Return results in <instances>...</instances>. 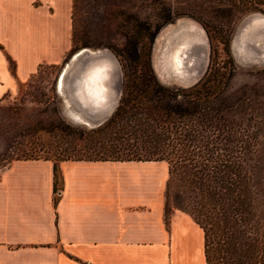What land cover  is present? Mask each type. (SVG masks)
Returning a JSON list of instances; mask_svg holds the SVG:
<instances>
[{
  "label": "crops",
  "instance_id": "0c3cea01",
  "mask_svg": "<svg viewBox=\"0 0 264 264\" xmlns=\"http://www.w3.org/2000/svg\"><path fill=\"white\" fill-rule=\"evenodd\" d=\"M73 0H0V102L73 48ZM15 160L0 173V264H206L204 233L166 216L164 161Z\"/></svg>",
  "mask_w": 264,
  "mask_h": 264
},
{
  "label": "trees",
  "instance_id": "16d2710c",
  "mask_svg": "<svg viewBox=\"0 0 264 264\" xmlns=\"http://www.w3.org/2000/svg\"><path fill=\"white\" fill-rule=\"evenodd\" d=\"M147 31L138 27L130 36ZM125 55L123 93L105 124L65 128L57 149L34 146L16 160L52 161L54 191L56 162L164 161L165 203L171 192L180 195L182 211L204 233L206 264H264V102L251 89L228 97L225 67H209L191 87L171 88L158 82L148 54L134 48Z\"/></svg>",
  "mask_w": 264,
  "mask_h": 264
},
{
  "label": "rangeland",
  "instance_id": "374dc122",
  "mask_svg": "<svg viewBox=\"0 0 264 264\" xmlns=\"http://www.w3.org/2000/svg\"><path fill=\"white\" fill-rule=\"evenodd\" d=\"M239 8L251 11L234 20L229 14ZM255 13L264 15V0H73L70 54L58 66L40 67L17 93L0 102V173L16 159H22V151L29 152L34 146L57 149L62 142L59 132L65 128L88 130L75 127L63 116L65 105L55 91L56 79L72 55L83 48L113 54L122 71V96L123 70L128 64L125 51L136 48L142 58L148 54L152 62L159 34L154 30L168 18L175 21L188 17L204 29L207 70L225 67L226 78H230L228 97H234L241 89H251L264 102V66L241 65L234 55V41L242 20ZM229 20L234 23L229 24ZM135 26L149 31L130 36ZM167 199L166 216L183 210L179 194L173 191Z\"/></svg>",
  "mask_w": 264,
  "mask_h": 264
},
{
  "label": "bare ground",
  "instance_id": "6f19581e",
  "mask_svg": "<svg viewBox=\"0 0 264 264\" xmlns=\"http://www.w3.org/2000/svg\"><path fill=\"white\" fill-rule=\"evenodd\" d=\"M251 18H255V21L239 28L234 45L235 58L241 65L264 66V15L255 13ZM177 22L179 27L175 28L173 23L167 24L159 32L156 39L153 59L156 70L163 80L169 76L179 77L178 75H180L185 77L195 73L196 70L191 68L194 58L193 53L195 52L193 49L195 45L206 42L203 29L195 21L188 17H181L177 19ZM193 26L198 29L200 34L193 33ZM81 54H85L87 58L84 61L86 67L90 63L86 60L95 58L98 56L96 54H101L100 56L103 58L100 61L91 63L89 69L82 76L81 90L77 92V100L84 108L93 109L99 102L105 101V93L99 91L106 81L107 71L112 70L111 63L117 65L116 58L107 50L83 48L70 57L60 72L56 89L58 96L63 99L65 105L62 114L64 117L66 116L70 123L81 122L82 120V110L69 99L66 90V76L76 68L74 66H76L75 64H77L76 62H78ZM207 62L205 58L204 69ZM165 69L167 72H165ZM117 95L119 96V93Z\"/></svg>",
  "mask_w": 264,
  "mask_h": 264
},
{
  "label": "water",
  "instance_id": "95a60500",
  "mask_svg": "<svg viewBox=\"0 0 264 264\" xmlns=\"http://www.w3.org/2000/svg\"><path fill=\"white\" fill-rule=\"evenodd\" d=\"M252 15L253 14L244 18L242 20L240 27L247 26L251 24L253 21H255V18H251ZM172 23L175 26V28L179 27V24H177L178 23L177 20L173 21ZM193 27H194L193 33L200 34L198 29L195 26ZM203 32L206 37V33L204 29H203ZM235 43L236 42L234 41V45ZM155 45H156V42H155ZM234 49H235V46H234ZM193 51L195 52L193 53L194 58H193V63H192L193 65H191V68L193 70H196V72L193 74H190L189 76H185V77H181L180 75H178L179 77L169 76L167 78L165 77L163 80L159 72L156 70L157 68L155 67L154 60H153L151 62L152 70L158 82L161 85H164L166 87H173V88H188L198 83L204 77V75L206 74V70H207V66H205V69L203 68L205 58L207 59V54H208L207 39L205 43L195 45ZM96 55L98 56H96L95 58L86 60L90 62L88 66L86 67L84 64V61L87 58L85 54L84 55L81 54L78 58V62H76L77 64H75L76 66H74L76 68H74V70L72 72H69V74L66 76V90H67V93L69 94V97H70L69 99L72 100V102L77 107H79L83 112L81 122L77 121L72 124L75 127H84L88 130L96 129L102 126L103 124H105L110 119L114 111L116 110L119 104V101H120V97H121L122 71L117 62V65L115 63H111L112 70L107 71L108 76L106 78V81L103 84L104 86L99 91L101 93H105V98H106L105 101L99 102V104L95 108L89 109V108L82 107V105H80L79 103V100H77L78 99L77 92H80L81 90V79H82L84 72L89 69V66L91 63H94V62H97L103 59L102 56H100L101 54H96ZM165 72H167L166 69H165ZM59 75L56 79L55 91L57 89V81H58ZM96 89H97V86H96ZM95 91H98V90H95ZM117 93H119V96L117 95ZM56 94H57V91H56Z\"/></svg>",
  "mask_w": 264,
  "mask_h": 264
}]
</instances>
